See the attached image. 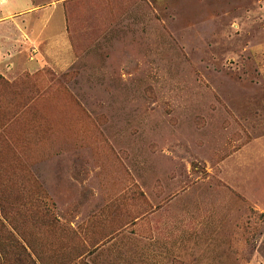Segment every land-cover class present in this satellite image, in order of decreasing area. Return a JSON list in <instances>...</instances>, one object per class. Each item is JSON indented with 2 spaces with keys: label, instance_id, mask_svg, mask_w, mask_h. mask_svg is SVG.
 <instances>
[{
  "label": "rangeland",
  "instance_id": "374dc122",
  "mask_svg": "<svg viewBox=\"0 0 264 264\" xmlns=\"http://www.w3.org/2000/svg\"><path fill=\"white\" fill-rule=\"evenodd\" d=\"M62 2L0 0V264H264V0Z\"/></svg>",
  "mask_w": 264,
  "mask_h": 264
},
{
  "label": "crops",
  "instance_id": "0c3cea01",
  "mask_svg": "<svg viewBox=\"0 0 264 264\" xmlns=\"http://www.w3.org/2000/svg\"><path fill=\"white\" fill-rule=\"evenodd\" d=\"M2 1L7 2V0H2ZM62 1L66 2L67 0L54 1L51 5H49V7H45V6H40V5L37 6L34 0H24L25 7L21 11H18L16 13L7 14L3 18L9 19L12 16H15L17 14H25L26 16H36V15H40V13H44L45 15L47 13H50V14L52 13L51 16H55L57 20L55 21L54 24L50 26L54 27V29H56L59 32V30H62V25L60 21V18H62V15H63V11H61ZM66 12H68V9L65 10V13ZM41 26L43 27L44 24H41ZM39 31H41L40 26L35 29V32H39Z\"/></svg>",
  "mask_w": 264,
  "mask_h": 264
}]
</instances>
